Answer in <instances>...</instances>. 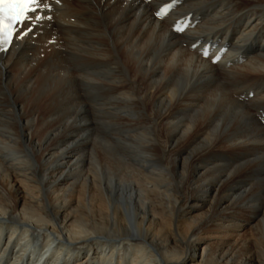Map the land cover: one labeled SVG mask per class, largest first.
<instances>
[{"label": "bare ground", "instance_id": "bare-ground-1", "mask_svg": "<svg viewBox=\"0 0 264 264\" xmlns=\"http://www.w3.org/2000/svg\"><path fill=\"white\" fill-rule=\"evenodd\" d=\"M169 1L49 2L0 53V264H264V0Z\"/></svg>", "mask_w": 264, "mask_h": 264}, {"label": "snow or ice", "instance_id": "snow-or-ice-1", "mask_svg": "<svg viewBox=\"0 0 264 264\" xmlns=\"http://www.w3.org/2000/svg\"><path fill=\"white\" fill-rule=\"evenodd\" d=\"M40 6L41 0H0V51L7 48L22 25L33 20L31 14ZM35 19L41 17L36 16ZM27 31L23 34L27 35Z\"/></svg>", "mask_w": 264, "mask_h": 264}, {"label": "rangeland", "instance_id": "rangeland-1", "mask_svg": "<svg viewBox=\"0 0 264 264\" xmlns=\"http://www.w3.org/2000/svg\"><path fill=\"white\" fill-rule=\"evenodd\" d=\"M207 211H208V204H205L204 206H202V207H199V210H196V213L197 214H199L200 215V217L201 216H203V215H205L206 213H207ZM247 234H245V235H248L250 232H246ZM250 235V234H249ZM248 235V236H249ZM214 239H211L210 241L212 242ZM215 241H217L216 240V238H215ZM132 261V260H131ZM130 263V262H129Z\"/></svg>", "mask_w": 264, "mask_h": 264}]
</instances>
